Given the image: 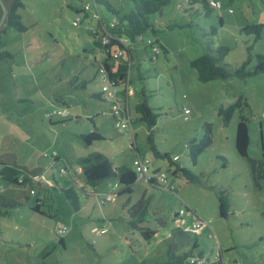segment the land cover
I'll use <instances>...</instances> for the list:
<instances>
[{"label": "rangeland", "instance_id": "obj_1", "mask_svg": "<svg viewBox=\"0 0 264 264\" xmlns=\"http://www.w3.org/2000/svg\"><path fill=\"white\" fill-rule=\"evenodd\" d=\"M22 1L18 12L27 30L7 27L2 33L12 57L0 61V155L14 152L19 163L43 171L33 180L34 194L28 184L0 177V194L19 202L0 214V264H166L169 249L196 257L202 252L204 260L220 264H264V179L254 180L248 158L235 148L236 125L244 115L247 156L264 160V73L201 82L190 64L208 47L225 45L228 68L254 65L255 55L264 54V28L259 39L242 28L264 24V0H215L222 7L211 12L200 0H171L151 14L153 29L144 38L158 42L156 56L150 59L143 44L124 43L132 55L133 94L132 123L121 131L111 100L98 96L97 70L105 57L99 45L115 15L95 0ZM107 1L121 13L133 6L130 0ZM144 97L158 116L151 133L156 149L171 159L178 156L176 163L198 181L173 176L175 165L152 152L149 128L135 113ZM62 109L67 112L57 113ZM221 109L230 112L224 116ZM207 125L211 144L193 164L188 143L203 138ZM94 127L103 138L88 145L80 135ZM94 151L104 153L113 167L133 170L137 157L148 159L151 175L163 171L167 182L138 180L128 195L114 194L120 188L114 177L88 186L77 159ZM72 186L79 210L64 192ZM220 191L229 201L225 218L219 214ZM128 196L130 204L148 200L141 225L157 230L148 240L128 226L123 207ZM37 198L39 212L32 209ZM195 220L200 228L184 231ZM62 226L66 231L57 234Z\"/></svg>", "mask_w": 264, "mask_h": 264}, {"label": "trees", "instance_id": "obj_2", "mask_svg": "<svg viewBox=\"0 0 264 264\" xmlns=\"http://www.w3.org/2000/svg\"><path fill=\"white\" fill-rule=\"evenodd\" d=\"M7 6V17L5 25L0 29V61L7 58H11L12 54L4 48L5 42L2 39V33L5 32L7 27H12L17 31L23 32L27 30V26L22 22L21 15L18 12L20 8H23L25 5L22 0H3ZM133 4L132 8L127 12L121 13L120 10H117L113 5H111L107 0H95L97 3L105 5L115 16V22L111 25L107 23L104 29L103 42L99 45V50L105 53L104 59L100 62V67L104 69L105 74H107L108 79L114 83L123 82L127 78L128 66L132 60V55L129 49V46H124L119 40H125L131 44H143L145 50L148 49L151 45L158 48V42L152 41L151 44H146L144 40H139V37H144V32L148 29H153V26L150 22V15L156 12H160L166 5H168L171 0H130ZM199 0H193L192 2H198ZM202 5L211 12L213 9H220L211 4V0H200ZM215 1V0H214ZM2 9L0 6V16ZM102 23V21H101ZM264 28V24L254 23L247 25L242 28L247 34H254L256 39H259L261 32ZM96 34V32H94ZM145 39V38H144ZM123 49L124 56L126 57H115L114 54L117 50ZM229 50L228 46L221 45L217 48L208 47V49L199 57L191 61V67L197 71V78L201 82H207L216 79H227L229 77H237L240 79H245L249 76L255 75L257 73H264V54L257 53L255 55V64L247 68L246 65L250 61L243 62L237 68H228L225 63H223V58ZM156 56V53L148 56L152 59ZM129 59V61L126 60ZM99 67V68H100ZM98 68V70H99ZM97 70V75H98ZM131 83V82H130ZM144 94V90H142ZM98 96L104 97L103 93L100 92ZM230 109V108H228ZM226 109H221L220 112L225 116L230 111ZM153 108L148 104L145 97L144 100L137 102L135 105V113L138 115V119L146 122L147 127L149 128L148 142L152 152L157 157H162L168 159L171 164H174L173 176L178 174L183 175L187 180L191 182L198 181V176L190 172L188 169L173 161L168 153L161 155L160 152L156 149L152 141V131L156 125L157 115L154 114ZM112 113V109H111ZM113 118H115L112 115ZM116 119V118H115ZM80 137L84 140L86 144H91L95 140L102 139V135L97 131V128L94 127L92 131L86 134H81ZM211 144V129L207 125L206 133L201 139L193 138L188 143V155L193 164L196 163L197 156L203 152ZM249 144V133H248V119L244 115H240V119L236 125L235 130V148L237 152L248 158L251 172L253 178L256 182L259 179H264V160H257L247 156V148ZM55 159L54 161H56ZM77 164L80 168L78 173L82 175L85 183L88 186L95 187L100 182L114 177L117 180L116 186H120L114 194H130L132 192V185L140 180L137 178L135 170L126 167L125 165L113 167L112 163L109 161L108 157L99 151L90 152L86 156H81L77 159ZM41 167H28L18 162L16 154L14 152H5L0 155V177L4 180H7L15 185L28 184L30 188H33V180L40 176ZM61 174V173H60ZM55 180L54 176H52ZM142 180V179H141ZM150 184L160 185L156 174H152L151 177L147 180ZM169 186V185H168ZM167 186V187H168ZM34 189V188H33ZM66 197L69 199L71 204L76 210H79L80 205L78 202V193L74 186L64 189ZM35 193V192H34ZM218 196V208L219 214L221 217H227L229 212V201L227 195L224 191L217 193ZM102 202V200H101ZM19 202L17 200L4 196L0 194V207L3 206L7 208L6 210H0V214H5L8 212L9 208L15 207ZM41 206L40 200L37 198L35 205L32 207L34 211L39 212ZM123 207H126L128 214V226L131 229L140 230L142 236L145 240H148L156 234L157 230L152 229L147 226L141 225L145 220L147 213L148 200H145L143 197L139 198L135 203L130 204L129 196L126 199ZM186 210L189 208L186 206ZM183 211V210H181ZM181 212L174 211L173 215L178 216ZM66 227V226H65ZM186 228V227H185ZM184 228V231H186ZM67 229V228H66ZM57 234H62L56 230ZM62 243V240H61ZM197 247V244L194 243V248ZM202 252L198 254V257L192 254L191 252H185L181 255L171 253L169 249L167 253V258L164 260L166 264H183L184 261L188 260V264H220L217 261L210 262L203 259ZM202 259V262L199 263V259Z\"/></svg>", "mask_w": 264, "mask_h": 264}, {"label": "built area", "instance_id": "obj_3", "mask_svg": "<svg viewBox=\"0 0 264 264\" xmlns=\"http://www.w3.org/2000/svg\"><path fill=\"white\" fill-rule=\"evenodd\" d=\"M211 4L215 7H219L220 3L218 1L211 0ZM115 22L113 19L111 21V25ZM76 22H74L75 24ZM139 40H144L146 44H151V39H144V37H139ZM121 43H123L124 46H126L124 43L125 40L120 39ZM149 49L151 50L152 54L158 52V48L155 46H150ZM115 57H123L124 56V50L119 49L114 54ZM98 76L100 77V80L102 82L101 85V92L103 93L104 97L111 100L112 102V115L118 119L116 126L119 128V130H123L127 128V126H131V119H130V109L128 104V97L133 93V91L130 88V81L128 80V74L127 78L123 82L114 83L113 81H110L108 79L107 74H105L104 69L102 67L98 70ZM188 110L184 109V112L186 113ZM67 112L66 109L59 110L57 113L65 114ZM173 161L178 160V156H174L172 158ZM149 160H143L140 157H137L134 160V166L136 167V174L138 179L147 180L151 177V173L149 172ZM61 174L66 173V170H62L60 172ZM157 178L160 182H167V176L166 173L163 171H160L157 175ZM34 189L30 188V193L34 194ZM112 195V194H111ZM108 195L106 196L107 199H110L112 196ZM183 212V211H181ZM197 218V217H195ZM202 225V222L199 220H195L193 225L191 227H186L188 231L196 232L198 228ZM59 232L64 233L66 231V227L62 226L58 229ZM103 231V230H102ZM202 262V260H199V263Z\"/></svg>", "mask_w": 264, "mask_h": 264}, {"label": "water", "instance_id": "obj_4", "mask_svg": "<svg viewBox=\"0 0 264 264\" xmlns=\"http://www.w3.org/2000/svg\"><path fill=\"white\" fill-rule=\"evenodd\" d=\"M0 6L2 9V13L0 16V29L5 25L6 17H7V6L3 0H0Z\"/></svg>", "mask_w": 264, "mask_h": 264}, {"label": "crops", "instance_id": "obj_5", "mask_svg": "<svg viewBox=\"0 0 264 264\" xmlns=\"http://www.w3.org/2000/svg\"><path fill=\"white\" fill-rule=\"evenodd\" d=\"M133 94V93H132ZM131 94V95H132ZM131 95L128 97V104H129V109H130V103H129V100H130V97H131ZM53 162H55V161H53ZM42 168V167H41ZM80 170V168L78 169V171Z\"/></svg>", "mask_w": 264, "mask_h": 264}]
</instances>
